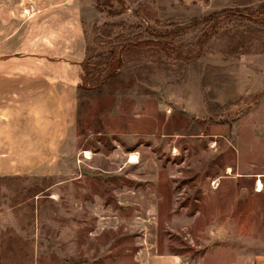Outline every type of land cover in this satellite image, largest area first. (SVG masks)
<instances>
[{
    "label": "rangeland",
    "instance_id": "obj_1",
    "mask_svg": "<svg viewBox=\"0 0 264 264\" xmlns=\"http://www.w3.org/2000/svg\"><path fill=\"white\" fill-rule=\"evenodd\" d=\"M10 2L0 55L64 125L0 153V264H264V0Z\"/></svg>",
    "mask_w": 264,
    "mask_h": 264
},
{
    "label": "crops",
    "instance_id": "obj_2",
    "mask_svg": "<svg viewBox=\"0 0 264 264\" xmlns=\"http://www.w3.org/2000/svg\"><path fill=\"white\" fill-rule=\"evenodd\" d=\"M19 4L20 2L11 4L10 0H0V44L16 34L19 26L10 30L12 24L22 23L19 21L21 17H18L16 8ZM16 54L19 53H13ZM10 56L0 55V153L12 150L17 153L16 167L21 168L25 165L32 168L52 155L57 148L64 125L63 113L60 99L53 90L54 82L50 80L40 79L34 86L41 89L36 91L34 98L36 96L44 98L42 89L43 87L48 89L45 92L48 100L46 103L24 102L28 92L27 83L21 79L11 78V71L15 65L11 62L14 59ZM19 68L20 65L16 69L19 74L27 73Z\"/></svg>",
    "mask_w": 264,
    "mask_h": 264
},
{
    "label": "bare ground",
    "instance_id": "obj_3",
    "mask_svg": "<svg viewBox=\"0 0 264 264\" xmlns=\"http://www.w3.org/2000/svg\"><path fill=\"white\" fill-rule=\"evenodd\" d=\"M175 154V153H174ZM83 155H84V157L86 158V159H88V158H91V156H90V151H88V150H85L84 152H83ZM137 154H135V153H131L128 157H127V162L128 163H134V162H137ZM229 170H231L230 168H227V171H229ZM231 172V171H230ZM255 187H256V190H261V188H262V183H261V181H260V179H257L256 180V183H255Z\"/></svg>",
    "mask_w": 264,
    "mask_h": 264
}]
</instances>
